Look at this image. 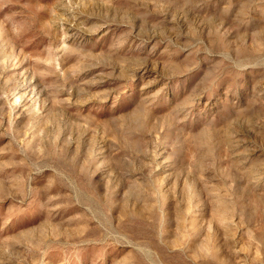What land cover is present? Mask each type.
Wrapping results in <instances>:
<instances>
[{
  "label": "rangeland",
  "instance_id": "374dc122",
  "mask_svg": "<svg viewBox=\"0 0 264 264\" xmlns=\"http://www.w3.org/2000/svg\"><path fill=\"white\" fill-rule=\"evenodd\" d=\"M0 264H264V0H0Z\"/></svg>",
  "mask_w": 264,
  "mask_h": 264
}]
</instances>
